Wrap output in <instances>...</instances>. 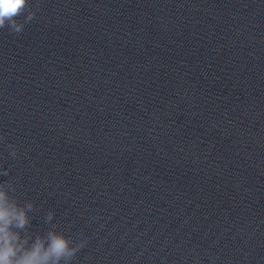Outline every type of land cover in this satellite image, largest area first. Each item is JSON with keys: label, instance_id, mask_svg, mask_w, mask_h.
I'll use <instances>...</instances> for the list:
<instances>
[{"label": "clouds", "instance_id": "1", "mask_svg": "<svg viewBox=\"0 0 264 264\" xmlns=\"http://www.w3.org/2000/svg\"><path fill=\"white\" fill-rule=\"evenodd\" d=\"M35 16L32 0H0V29L7 27L11 32L20 34ZM9 147L15 156V147ZM0 175L6 176L8 172L0 168ZM13 191V184L0 183V264H72L84 242H74L62 232H57L56 225H52L44 235L36 234L34 238L30 234L22 235L19 230L30 226L32 218L29 213L34 210V205L30 201L18 203L9 194ZM52 219L50 211L46 221Z\"/></svg>", "mask_w": 264, "mask_h": 264}]
</instances>
